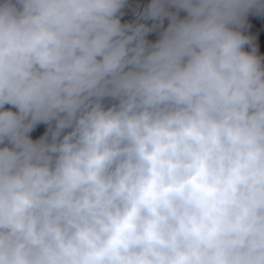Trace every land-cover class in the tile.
I'll use <instances>...</instances> for the list:
<instances>
[{
	"label": "clouds",
	"instance_id": "1",
	"mask_svg": "<svg viewBox=\"0 0 264 264\" xmlns=\"http://www.w3.org/2000/svg\"><path fill=\"white\" fill-rule=\"evenodd\" d=\"M127 3L0 2V264H264V0Z\"/></svg>",
	"mask_w": 264,
	"mask_h": 264
},
{
	"label": "water",
	"instance_id": "2",
	"mask_svg": "<svg viewBox=\"0 0 264 264\" xmlns=\"http://www.w3.org/2000/svg\"><path fill=\"white\" fill-rule=\"evenodd\" d=\"M2 2V0H0ZM150 3V0H128L127 6L125 7L124 15L121 17V22H135L138 19L137 13L142 12L143 9ZM186 13L184 11L180 12V16H185ZM145 22L149 25L153 23L151 20L141 21ZM167 18L164 20L163 27L166 28L168 24ZM162 29L158 28L152 32H150L147 36L149 41L154 42L159 38V33ZM246 35L253 37V42L257 48V54L261 57H264V14L256 15L250 13L247 18L246 27L243 29ZM245 50H251V45H246ZM113 101L109 98L105 99L106 106H110ZM6 107H11L6 105ZM15 110V109H13ZM54 125V122H53ZM68 129L65 130V132ZM48 132V125L44 123L38 124L33 131L30 133L31 137L35 139H39L42 135Z\"/></svg>",
	"mask_w": 264,
	"mask_h": 264
}]
</instances>
